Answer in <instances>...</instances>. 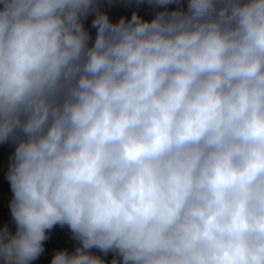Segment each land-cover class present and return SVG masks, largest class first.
<instances>
[{"label": "clouds", "instance_id": "1", "mask_svg": "<svg viewBox=\"0 0 264 264\" xmlns=\"http://www.w3.org/2000/svg\"><path fill=\"white\" fill-rule=\"evenodd\" d=\"M105 2L0 0V264H264V0Z\"/></svg>", "mask_w": 264, "mask_h": 264}, {"label": "crops", "instance_id": "2", "mask_svg": "<svg viewBox=\"0 0 264 264\" xmlns=\"http://www.w3.org/2000/svg\"><path fill=\"white\" fill-rule=\"evenodd\" d=\"M103 10L107 11L110 18L113 20H118L120 16H126L128 18L131 17V13L133 10H138L139 14L144 16L145 18H151L152 10L147 6V4H140L137 6L135 3H129L128 0H112L111 6L104 3ZM91 21L93 17L90 15ZM90 32L94 35L95 29L91 27V24L87 26ZM12 152L11 145H0V225L3 226L5 224L12 225L10 212H4L1 208V193L4 186L2 181V170L6 163H8V158ZM52 236L54 244L56 245L58 250L67 249L68 251H73L77 245V241L73 240L70 234L69 229L65 227H61L59 225L54 226L52 230ZM94 254L101 255L98 250H93ZM111 253H109L106 257H103L107 261H110Z\"/></svg>", "mask_w": 264, "mask_h": 264}, {"label": "built area", "instance_id": "3", "mask_svg": "<svg viewBox=\"0 0 264 264\" xmlns=\"http://www.w3.org/2000/svg\"><path fill=\"white\" fill-rule=\"evenodd\" d=\"M89 24H91L90 17H88V19L86 20L85 26L87 27ZM7 166H8V163L4 165L3 170H2V181L4 183V186L2 189V193H1V208L4 212H10L9 202L12 196V192H11L10 185L8 183L7 175H6ZM11 226L14 227V225H11ZM52 230L48 232V239L43 242L44 251L41 253V255L36 260L32 261V264H51L53 255L55 254L56 251H58L53 241ZM111 259H112V255L110 257V260Z\"/></svg>", "mask_w": 264, "mask_h": 264}]
</instances>
